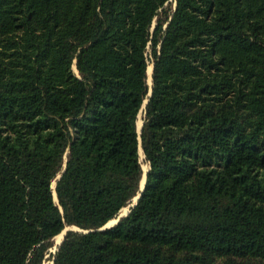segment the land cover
Returning <instances> with one entry per match:
<instances>
[{
    "label": "trees",
    "instance_id": "16d2710c",
    "mask_svg": "<svg viewBox=\"0 0 264 264\" xmlns=\"http://www.w3.org/2000/svg\"><path fill=\"white\" fill-rule=\"evenodd\" d=\"M47 253L264 264V0H0V264Z\"/></svg>",
    "mask_w": 264,
    "mask_h": 264
},
{
    "label": "rangeland",
    "instance_id": "374dc122",
    "mask_svg": "<svg viewBox=\"0 0 264 264\" xmlns=\"http://www.w3.org/2000/svg\"><path fill=\"white\" fill-rule=\"evenodd\" d=\"M148 65H151L150 63ZM148 79V75H147V78L146 80ZM147 83H150L147 81ZM139 120L140 124L142 123V112L139 113L138 115V118H137V121ZM140 147V145H139ZM141 148V147H140ZM139 157H140V160H141V166H142V169H143V172L147 169L148 167V164L144 161V156H140V153H139ZM142 179H143V176H142ZM141 179V181H142ZM144 181V179H143ZM143 181L140 182V189L141 187L143 186ZM53 184V183H52ZM138 194L131 200V202L125 206L124 208H122L119 213L117 214V216L115 218L112 219V221L110 222H107L106 223V227H110L112 225H114L116 223V221L118 220V218H120L121 216L125 215L127 213V211L129 210V207L135 202L136 198H137ZM125 210V211H124ZM68 229H78L77 227H74V226H66L61 232H60V238H56V236L53 238V245L48 249L51 253H54L55 250L57 249V246L59 245V243L61 242L63 236H64V233L68 230ZM58 237V236H57ZM48 256V253L45 255V257ZM52 263V260L50 258H46L42 264H51Z\"/></svg>",
    "mask_w": 264,
    "mask_h": 264
},
{
    "label": "water",
    "instance_id": "95a60500",
    "mask_svg": "<svg viewBox=\"0 0 264 264\" xmlns=\"http://www.w3.org/2000/svg\"><path fill=\"white\" fill-rule=\"evenodd\" d=\"M74 66H75V65H74ZM152 66H153V64H151V71H152ZM75 69H76V66H75ZM150 83H151V75H150ZM150 83H148V84L150 85ZM148 94H150V89H149ZM146 101H147V99H145V100L143 101V106L145 105ZM141 126H142V123H141L139 129H137L139 145H140V131H141ZM136 128H137V125H136ZM148 168H149V166H148L147 169L143 172V175H144V181H143V186H142L141 189H140V192L144 189L145 178H146V173H147ZM53 183L55 184L54 181H53ZM139 195H140V193L138 194V196H137L135 202H134L131 206H133V205L136 203V201H137ZM53 198H54V200L57 199V198H56L55 191H54V196H53ZM128 211H129V210H128ZM128 211H127V212H128ZM118 220H119V218H118ZM118 220H117V221H118ZM117 221H116V222H117ZM105 225H106V224H104L103 226H101V227L99 228V230H103V229H105V228H108V227H106ZM64 234H65V233H64ZM63 237H64V236H63ZM62 239H63V238H62ZM61 241H62V240H61ZM59 244H60V243H59Z\"/></svg>",
    "mask_w": 264,
    "mask_h": 264
},
{
    "label": "bare ground",
    "instance_id": "6f19581e",
    "mask_svg": "<svg viewBox=\"0 0 264 264\" xmlns=\"http://www.w3.org/2000/svg\"><path fill=\"white\" fill-rule=\"evenodd\" d=\"M73 68H74V70H76L74 65H73ZM147 74H148V79H147V81L150 82L151 65H148V67H147ZM140 125H141V124H140V122H139V120H138V121H137V129H139ZM138 149H139L140 156H143L142 149H141L140 147H138ZM143 179H144V175H143ZM143 179H142V181H143ZM142 181H141V182H142ZM52 187H53V192H54V183L52 184ZM53 196H54V193H53ZM123 208H124V207H123ZM124 211H125V210H124ZM110 221H112V219L109 220L108 222H110ZM57 236H58V237H57ZM56 238H57V239L60 238V234L56 235Z\"/></svg>",
    "mask_w": 264,
    "mask_h": 264
}]
</instances>
